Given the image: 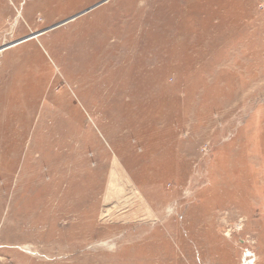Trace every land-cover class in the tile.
<instances>
[{
    "label": "rangeland",
    "instance_id": "obj_1",
    "mask_svg": "<svg viewBox=\"0 0 264 264\" xmlns=\"http://www.w3.org/2000/svg\"><path fill=\"white\" fill-rule=\"evenodd\" d=\"M0 264H264V0H0Z\"/></svg>",
    "mask_w": 264,
    "mask_h": 264
}]
</instances>
